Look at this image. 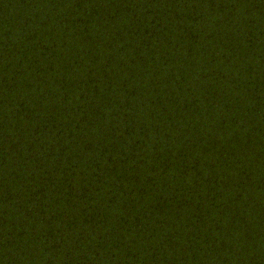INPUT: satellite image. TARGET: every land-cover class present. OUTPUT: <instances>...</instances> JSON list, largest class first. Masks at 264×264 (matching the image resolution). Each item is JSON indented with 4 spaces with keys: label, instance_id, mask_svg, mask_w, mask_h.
Instances as JSON below:
<instances>
[{
    "label": "trees",
    "instance_id": "16d2710c",
    "mask_svg": "<svg viewBox=\"0 0 264 264\" xmlns=\"http://www.w3.org/2000/svg\"><path fill=\"white\" fill-rule=\"evenodd\" d=\"M0 264H264V0H0Z\"/></svg>",
    "mask_w": 264,
    "mask_h": 264
}]
</instances>
